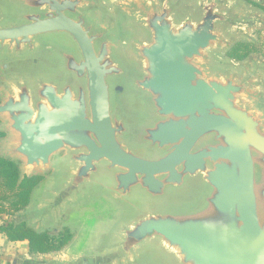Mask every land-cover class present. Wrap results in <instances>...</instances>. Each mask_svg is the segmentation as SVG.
<instances>
[{
  "label": "water",
  "instance_id": "obj_1",
  "mask_svg": "<svg viewBox=\"0 0 264 264\" xmlns=\"http://www.w3.org/2000/svg\"><path fill=\"white\" fill-rule=\"evenodd\" d=\"M230 2L127 0L123 37L90 0H0V59L42 66L0 84V155L37 192L55 176V224L87 200L106 218L98 251L56 264H264L259 70L210 68L224 30L252 26Z\"/></svg>",
  "mask_w": 264,
  "mask_h": 264
},
{
  "label": "rangeland",
  "instance_id": "obj_2",
  "mask_svg": "<svg viewBox=\"0 0 264 264\" xmlns=\"http://www.w3.org/2000/svg\"><path fill=\"white\" fill-rule=\"evenodd\" d=\"M127 0H90L93 12L96 15L106 19L117 20L118 24L123 28L119 31L123 37H128V32H131L132 26L130 20H127L126 14L123 10V3ZM230 9L247 19H251L252 26L241 29H227L224 30L223 42L218 49L211 53L210 68L218 71H232L241 75L247 68L257 66L259 74L256 81L257 100L254 101L255 106L264 111V0H231ZM115 21V22H117ZM124 26H126L124 28ZM129 28V31L128 29ZM126 30V31H125ZM237 43H255L256 50L248 52L243 58L235 59L226 55V52ZM244 52V51H241ZM42 66L39 64L38 56H24L20 59H0V84L9 79L13 72H36L41 70ZM4 93L0 86V101L3 99ZM11 143V135L6 128V122L0 120V154L7 156V149ZM30 172V171H29ZM51 175V172L46 173ZM45 177V175H44ZM56 179H50L48 185L38 192L35 191L32 195L31 207L26 212V208L8 218L5 215H0V224L9 220L24 221L30 223L32 220H38L41 224V230L47 231L51 235H57L58 232L63 231L65 227L70 231L68 226L62 224H55L56 214L52 212L49 207L43 210L42 203L45 199H49L48 194L55 189ZM34 206V207H33ZM37 206H42L39 207ZM71 240V239H70ZM69 243V242H68ZM67 243V244H68ZM71 243V242H70ZM66 244V245H67Z\"/></svg>",
  "mask_w": 264,
  "mask_h": 264
},
{
  "label": "trees",
  "instance_id": "obj_3",
  "mask_svg": "<svg viewBox=\"0 0 264 264\" xmlns=\"http://www.w3.org/2000/svg\"><path fill=\"white\" fill-rule=\"evenodd\" d=\"M256 47L255 43H237L226 52V55L241 59L248 52L255 51ZM42 178L37 174H21L17 161L0 155V215L10 218L25 208L30 202L33 190ZM0 233L9 241L26 240L31 253L58 251L71 239V233L67 227L54 236L45 230L38 231L24 221L3 222L0 224Z\"/></svg>",
  "mask_w": 264,
  "mask_h": 264
},
{
  "label": "crops",
  "instance_id": "obj_4",
  "mask_svg": "<svg viewBox=\"0 0 264 264\" xmlns=\"http://www.w3.org/2000/svg\"><path fill=\"white\" fill-rule=\"evenodd\" d=\"M32 195L26 208L32 203ZM61 221L63 226H71V240L62 249L48 253H31L26 240L9 241L0 233V264H56L67 259L72 262L79 255L100 249L102 236L106 233V218L93 212L88 200L71 205V215Z\"/></svg>",
  "mask_w": 264,
  "mask_h": 264
}]
</instances>
